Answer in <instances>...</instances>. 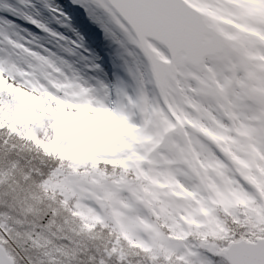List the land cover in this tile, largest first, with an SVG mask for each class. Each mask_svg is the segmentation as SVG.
Wrapping results in <instances>:
<instances>
[{
    "label": "snow or ice",
    "instance_id": "6c2138e0",
    "mask_svg": "<svg viewBox=\"0 0 264 264\" xmlns=\"http://www.w3.org/2000/svg\"><path fill=\"white\" fill-rule=\"evenodd\" d=\"M88 3L130 78L114 94L103 85L131 101L116 108L121 130L69 134L30 102L58 95L54 51L5 37L37 63L0 58V160L13 136L33 142L37 153L10 167L58 198L36 233L63 209L106 234L99 264H264V0ZM20 5L3 7L51 31L25 11L30 0ZM10 214L0 203V264H22Z\"/></svg>",
    "mask_w": 264,
    "mask_h": 264
},
{
    "label": "rangeland",
    "instance_id": "374dc122",
    "mask_svg": "<svg viewBox=\"0 0 264 264\" xmlns=\"http://www.w3.org/2000/svg\"><path fill=\"white\" fill-rule=\"evenodd\" d=\"M30 3L34 7L25 11L51 31L46 32L39 25L3 7H21L20 0H0V58L9 59V63H15L28 72L33 68L26 62L37 63L7 43L5 37H10L8 31H13L21 36L23 42H31L29 47L45 54L46 45L56 53L59 61L66 62L60 64L65 67L63 74L51 76L47 82V86L58 95L53 97L35 92L29 98L30 102L37 106L43 102L44 108L55 110L59 127L69 134H92L100 130L112 132L124 128L116 108L131 101L124 100L122 95L109 99L103 86L106 85L114 94L117 86L123 87L122 82L130 83L123 53L89 14L88 0H30ZM51 32L58 33L59 37L53 38ZM43 44V48L39 47ZM38 246L53 264H61L59 244L38 236Z\"/></svg>",
    "mask_w": 264,
    "mask_h": 264
},
{
    "label": "trees",
    "instance_id": "16d2710c",
    "mask_svg": "<svg viewBox=\"0 0 264 264\" xmlns=\"http://www.w3.org/2000/svg\"><path fill=\"white\" fill-rule=\"evenodd\" d=\"M9 143L15 148V153L5 152L6 159L0 160V171L6 173V178L0 184V203L11 209L9 222L16 231L21 247L25 248L21 257L22 264H53L39 249L38 236L59 244L62 250L61 264H99L107 241L106 234L101 229L83 231L81 222L63 209L60 210L53 226L36 233V226L39 225L41 217L46 215L51 207H59L58 204H53V200L58 198L42 191L34 181L26 183L23 164L15 169L10 167L17 158L34 156L37 153L34 143L17 139L16 136H13ZM33 233L36 242H33ZM110 264H116L115 260Z\"/></svg>",
    "mask_w": 264,
    "mask_h": 264
},
{
    "label": "bare ground",
    "instance_id": "6f19581e",
    "mask_svg": "<svg viewBox=\"0 0 264 264\" xmlns=\"http://www.w3.org/2000/svg\"><path fill=\"white\" fill-rule=\"evenodd\" d=\"M38 14V13H37ZM64 31V30H63ZM65 32V31H64ZM8 33L10 34V38L11 39H13V40H16V41H19V42H21V43H25V42H23V39L21 38V36L20 35H18V34H16V33H14L13 31H8ZM45 41V40H44ZM43 43H45V42H43ZM43 46H44V44H43ZM47 46L45 45V47L44 48H46ZM14 48V47H13ZM15 50H16V48H14ZM14 54V53H13ZM46 55L48 54L47 52L45 53ZM53 59H55L56 61H57V63L58 64H61L60 63V61H59V59L57 58V57H53ZM7 61L9 62V59H7ZM62 65V64H61ZM57 66H59V65H57ZM64 66V65H63ZM63 69L65 68V67H62ZM63 69L61 70V69H59V71L57 72V73H55V71L57 70V68H55V69H51V68H49V69H46V71H48L49 72V75L50 76H54V75H59V74H63Z\"/></svg>",
    "mask_w": 264,
    "mask_h": 264
}]
</instances>
